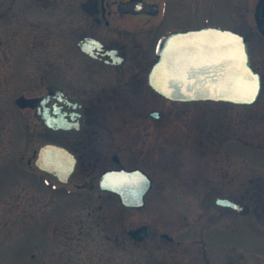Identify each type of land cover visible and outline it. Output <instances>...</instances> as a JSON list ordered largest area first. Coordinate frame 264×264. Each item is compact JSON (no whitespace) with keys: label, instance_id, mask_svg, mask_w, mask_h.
<instances>
[{"label":"rangeland","instance_id":"1","mask_svg":"<svg viewBox=\"0 0 264 264\" xmlns=\"http://www.w3.org/2000/svg\"><path fill=\"white\" fill-rule=\"evenodd\" d=\"M86 1L0 0V264H264V88L248 107L150 98L146 122L134 109L128 115L113 108L99 122L107 133L79 147L68 186L29 164L43 142L81 144L82 137L52 136L33 109L17 107L15 99H38L48 85L72 96L92 86L93 80L80 81L76 68L75 44L87 34L80 28L89 26L80 9ZM256 4L179 0L170 7L179 10L176 22L168 19L165 28L183 27L189 18L187 26L245 33L264 84ZM153 110L161 112L158 120ZM113 156L152 178L144 208L125 209L98 189L101 172L117 167ZM209 191L248 204L250 213L213 209L203 199ZM142 225L150 235L134 242L128 231Z\"/></svg>","mask_w":264,"mask_h":264},{"label":"water","instance_id":"2","mask_svg":"<svg viewBox=\"0 0 264 264\" xmlns=\"http://www.w3.org/2000/svg\"><path fill=\"white\" fill-rule=\"evenodd\" d=\"M119 7L122 11L134 13L153 11L151 8H154L140 0ZM258 12L264 19V2ZM77 47L91 57L112 63L109 58L112 54L91 37L79 40ZM148 83L165 99L179 103L214 101L244 107L254 105L261 93V78L252 67L245 37L232 30L213 27L172 32L163 37ZM47 91L38 100L19 97L16 104L19 107L33 105L35 115L50 133L80 134L84 126L80 101L71 99L57 86L50 85ZM159 115L157 111L151 113L154 118ZM113 160L118 162L116 157ZM32 164L57 184L70 185L77 159L75 153L64 145L44 142L35 150ZM151 187L152 180L139 168L120 166L103 171L98 178L100 191L116 196L127 209L143 208ZM203 199L214 209L229 210L236 215H247L250 211L247 204L214 191L205 193ZM128 235L141 242L149 236V227L130 230ZM161 237L172 241L167 234Z\"/></svg>","mask_w":264,"mask_h":264},{"label":"flooded vegetation","instance_id":"3","mask_svg":"<svg viewBox=\"0 0 264 264\" xmlns=\"http://www.w3.org/2000/svg\"><path fill=\"white\" fill-rule=\"evenodd\" d=\"M128 1L130 0L109 3L106 0H89L82 2L80 6L83 14L88 16L89 26L86 29L85 27L80 28V32L86 31L84 33L87 34L79 37L77 42L84 37L98 40L103 50L112 54L109 57L112 63L91 57L75 44L78 53L76 68L79 72V79L82 83H86L88 79L93 80V84L92 86L82 85L81 95L78 96H72L65 92L70 98L80 101L84 114V127L77 136L60 133L51 135L82 137L78 148L69 147L76 153L77 159L78 152H80L79 147L83 148V145L87 144L85 138L107 133L106 128H100L99 122L101 118L104 119V114L113 108L122 110L128 115H133L134 109L135 116L140 117L141 120L145 117L144 121H147L146 106L149 104V99L164 100L148 84V74L155 62L156 48L160 39L170 32L197 28L191 27V24L187 26L191 21L189 18H185L183 27L179 26L181 24H174L176 27L165 28L168 19L169 21L173 19L172 23L176 22L179 10L171 11L170 7L174 5L177 8L179 0H175L171 4L168 0H164L162 5L142 0L156 7L151 8L153 11L141 13L122 11L119 6ZM262 1L264 0H257L254 18L258 31H262L261 36L264 38V19L258 13ZM243 34L248 40V36ZM68 56L67 54V59ZM252 64L260 73L254 65V60H252ZM261 81L263 89L262 74ZM32 106L25 108H33Z\"/></svg>","mask_w":264,"mask_h":264},{"label":"snow or ice","instance_id":"4","mask_svg":"<svg viewBox=\"0 0 264 264\" xmlns=\"http://www.w3.org/2000/svg\"><path fill=\"white\" fill-rule=\"evenodd\" d=\"M252 95H253V98H254V93H252ZM249 103L251 102V101H248Z\"/></svg>","mask_w":264,"mask_h":264}]
</instances>
